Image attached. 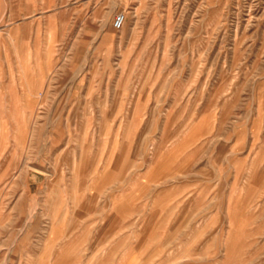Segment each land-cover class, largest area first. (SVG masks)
<instances>
[{"label":"rangeland","instance_id":"rangeland-1","mask_svg":"<svg viewBox=\"0 0 264 264\" xmlns=\"http://www.w3.org/2000/svg\"><path fill=\"white\" fill-rule=\"evenodd\" d=\"M76 1L0 0V264H264V0Z\"/></svg>","mask_w":264,"mask_h":264},{"label":"crops","instance_id":"crops-1","mask_svg":"<svg viewBox=\"0 0 264 264\" xmlns=\"http://www.w3.org/2000/svg\"><path fill=\"white\" fill-rule=\"evenodd\" d=\"M78 4V0L76 1ZM13 12H11L12 14ZM27 15H35L33 13L27 14ZM17 93H11L10 97H7L10 99L9 105L10 109H14L17 107ZM117 209L114 210V217L116 219L115 221V226L110 229L109 232H107V237L110 238L113 237V241H109L110 243H114V251L113 253L108 252L107 257H104L103 255H100L98 251L94 250L93 245L91 246V250L89 252L77 251V245H78V227H76L75 233L74 234V239L68 240L66 239L67 237V230L68 226L66 227L63 225V220L61 218H56L55 220L53 219L49 228V238L53 240V244L56 245L58 242L59 244L63 245L62 243H65V246L63 245V249L59 255V260L60 259H65L66 257V252H73L76 253L78 252V259H90V260H101V259H114L117 261H122V263L119 264H132V261L138 259V260H146L147 255L145 252L140 251L141 245L144 242L141 240L142 236H146V233L144 232L143 228L145 227V222H146V214H143V210L139 207L140 209L137 210L138 213L137 215H134V218H131L133 215L132 210H130V205L129 206H120L121 209L116 206ZM135 212V211H134ZM165 217V214H164ZM171 218V217H170ZM179 218V216L176 217V219ZM166 219V218H165ZM187 222L190 220H193L194 217L193 215H188L186 216ZM192 222V221H191ZM121 224V225H120ZM189 226V223L187 224ZM67 228V229H66ZM54 230V233L56 234L55 237H52V232ZM114 230V231H113ZM53 238V239H52ZM97 240V239H96ZM95 240V241H96ZM68 243V244H67ZM167 244L169 243L166 242ZM93 244V242H92ZM169 244H172L171 242ZM136 247H138V251L133 250ZM62 248V246H61ZM77 257V256H76ZM98 264V263H97Z\"/></svg>","mask_w":264,"mask_h":264},{"label":"built area","instance_id":"built-area-1","mask_svg":"<svg viewBox=\"0 0 264 264\" xmlns=\"http://www.w3.org/2000/svg\"><path fill=\"white\" fill-rule=\"evenodd\" d=\"M126 21V15L123 12H120L116 15L115 19H114V23L113 26L116 29H121Z\"/></svg>","mask_w":264,"mask_h":264}]
</instances>
